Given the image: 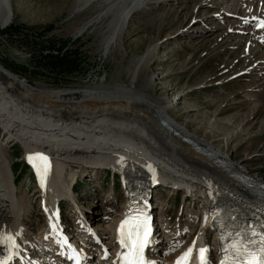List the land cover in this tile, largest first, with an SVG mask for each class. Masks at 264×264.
I'll return each mask as SVG.
<instances>
[{
	"label": "bare ground",
	"instance_id": "obj_1",
	"mask_svg": "<svg viewBox=\"0 0 264 264\" xmlns=\"http://www.w3.org/2000/svg\"><path fill=\"white\" fill-rule=\"evenodd\" d=\"M187 1H193L192 6H180L174 12L177 24L170 29L165 36L166 39L188 32H190L188 36H192L190 18L198 15L201 9H210L209 15L200 17L198 21L206 31L200 40L211 34L214 27L213 24L210 28L211 21L221 20V23L215 25L222 29L218 35L219 41L225 42L223 40L228 39L230 42L228 47L240 49L245 68L235 71L237 72L235 76L245 73L250 77L245 96H249L246 97L248 103L254 104L250 106L253 110L251 117L257 116L260 98L255 103L253 101L256 98L253 96L260 97L264 91V27L260 26L264 24V2ZM178 2L179 0H73L70 13L87 10L90 15L80 26L79 32L89 27L100 28L105 36L104 43L114 42L120 46L130 18L136 11L143 12L145 16L150 15L151 22L158 20L162 22L169 16L164 12L166 7ZM159 7L162 12L156 13L155 9L160 11ZM11 11V0H0V26L6 22ZM157 47L158 42L153 43L135 60L137 62L135 67L124 72L129 80L127 85H100L60 90L35 88L16 79L0 67V127L6 135L4 140L0 141V258L4 264L14 259L18 250H25L29 255L27 246L35 253L45 255L40 245L47 242L59 246L58 255L63 251V264H68V253L65 251L72 250V245L67 239L70 238L69 232H65L67 230L65 227L63 235L59 234L61 225L49 212L53 211L54 205L59 207L63 199L70 197L75 202V211L80 212L77 198L70 192L71 182L78 173L88 176L93 171L104 169H111L120 174L124 190L143 187L144 201L148 198L146 188L152 189L165 184L182 189L188 197L191 196L190 198H194L199 204L202 203L204 210L200 220L201 231L197 236L185 244L186 239H183L186 235L185 230L182 229L173 236L162 230L150 242L151 251L157 252V255L159 252L161 256L158 262L150 260L148 264H175L190 247L192 248L190 256L185 257L181 264H191L195 258V251L207 243V236L204 234H207L210 228L213 231L222 228L227 220L239 222L244 235L252 240H259L260 234L255 231L259 223L264 222V198L250 194L245 187L228 177L229 173L237 171L247 176L249 180L264 184V180L251 171L243 161L231 160L227 146L235 140L240 128L231 136L229 142L228 138L225 139L220 134L206 138L191 133L186 126L179 125L169 113L176 108L178 99L184 94H179L177 100H168L164 96H154L146 91L150 85L154 86V81L152 76L144 74L143 71L150 64L149 59ZM138 78L143 81L139 83V87H135L134 83ZM188 109L190 108H183L185 113ZM157 116L200 148L214 155V158L221 160L224 168L192 149L177 135L166 133L158 124ZM247 122L249 123V120ZM247 122L245 124H248ZM260 124L264 132V119ZM244 134L246 138L253 136L249 132ZM9 141L18 142L22 146L26 159L35 153L47 157V171L42 161H34L40 166L39 173L37 168L33 167V163H30L37 177L36 190L40 194V203L43 201L44 204V208H40L46 216V224L40 227L42 232L36 233L37 239L34 244L28 242L29 234L25 232L27 219L23 211H26L27 204L22 200V196H18L19 190L14 182L12 165L4 150ZM112 160L115 164H111ZM112 204L111 199L103 200L105 212L89 218L104 220L111 214L110 211L114 210ZM132 205V199L126 197L122 213ZM122 213L117 215V222L112 231H102L100 234L98 227L90 224V219L88 218V221L80 212L82 217L79 223L87 235L85 241H81V245L86 247L80 248L83 264H104L103 260L107 256L108 262L105 264H116L114 260V255L118 253L116 241L113 246V243L104 240V235L107 238L108 234L116 235ZM195 214L192 212L187 214L190 222L197 219ZM253 216L259 223H254ZM86 223L93 228V235ZM9 236L12 237L11 242L6 239ZM72 244L75 245L73 242ZM97 244L100 248L98 253L100 256L103 255L102 260L100 256L98 257L100 260L97 259L100 262L91 260L90 252L87 251L94 249ZM222 247L223 245L214 237L212 246H207L206 259L209 264L214 256L216 258L220 256ZM29 257L23 253L21 259L25 264H56L53 262L54 259H46L43 256L38 262L33 259L30 261Z\"/></svg>",
	"mask_w": 264,
	"mask_h": 264
},
{
	"label": "rangeland",
	"instance_id": "obj_2",
	"mask_svg": "<svg viewBox=\"0 0 264 264\" xmlns=\"http://www.w3.org/2000/svg\"><path fill=\"white\" fill-rule=\"evenodd\" d=\"M72 3L73 0H11V14L0 26V67L16 79L35 88L60 90L100 85H127L129 80L124 72L133 69L137 63L135 60L153 43L158 42L157 49L149 59L150 64L143 71L144 74L152 76L154 81V86L150 85L146 91L154 96H164L168 100H177L179 94H184L169 115L179 125L186 126L191 133L206 138L220 134L230 142L231 136L240 128L235 140L227 146L231 160L243 161L251 171L264 180V132L260 127L264 119V91L260 97L253 96L256 98L253 101L255 103L260 98V106L257 116L251 117L253 110L250 106L254 104L248 103L246 97L249 96H245L250 77L247 74L231 76H235L245 66L240 49L228 47L230 43L228 39H224L225 42L219 41L218 35L222 29L215 25L221 23V20L211 21L210 28L214 24L211 34L204 37L203 42L200 40L206 31L198 21L200 17L208 16L210 9H201L198 15L190 18L192 36H188L190 34L188 32L167 39L165 36L177 24L174 12L180 6H192L193 1L179 0L178 3L166 7L164 12L169 16L162 22L160 20L151 22L150 15L145 16L143 12L136 11L130 18L128 29L119 46L114 42L104 43L105 36L100 28L89 27L79 32L80 26L90 14L87 10L71 14ZM159 8L160 11L155 9L156 13L162 12L161 7ZM53 57L74 60L76 66L68 67L66 64L62 66L57 60L53 61ZM49 65H54L55 68ZM58 67L66 69L65 74ZM142 81L143 79L138 78L134 83L135 87H139ZM184 107L190 108L187 113L184 112ZM246 132L253 136L246 138L244 134ZM5 137L0 127V141ZM4 150L12 165L13 176H17L15 182L19 190L18 196H22V200L27 204L26 211H23L27 219L25 232L33 233L28 240L34 244L37 239L36 233L42 232L40 227L46 224V216L44 217V212L38 206L41 199L36 190L38 181L36 182L33 168L18 142H7ZM111 164H115L114 160ZM106 173L107 169L93 171L88 176L78 173L74 193L80 212L88 221L90 219V224L98 227L99 233L112 231L117 222V215L122 213L126 200L120 175L114 173L111 180L110 174L105 176ZM170 187L175 186L158 185L151 191L152 206L157 207H153L154 212H157L156 227L159 233L165 230L171 236L177 235L182 229L185 230L186 235L183 239H186V244L199 230L200 215L204 208L202 203L199 204L197 200L190 198L191 196L184 200L186 193L180 188L174 190ZM22 193H26L25 197ZM179 194L180 198L177 200L175 196ZM107 199H111L113 203L111 206L114 210L110 211L111 214L102 221L89 218L105 212L102 201ZM62 205L65 207L64 224L69 226L66 229L80 239L83 235L79 234H83L84 231L80 227L81 224H78L82 215L75 211L76 207L68 201L62 202ZM187 212L196 213L197 220L190 222ZM73 225L78 226V229ZM208 239L210 243L213 242L212 236ZM104 240L113 243L114 246L113 234H108V238L104 235ZM98 246L97 244L94 247V258L91 260L103 259ZM152 255L153 258L161 256L159 252L157 256ZM28 256L32 261L31 255ZM99 256L100 259L97 260ZM105 258L104 264L108 262L106 261L108 256Z\"/></svg>",
	"mask_w": 264,
	"mask_h": 264
},
{
	"label": "snow or ice",
	"instance_id": "obj_3",
	"mask_svg": "<svg viewBox=\"0 0 264 264\" xmlns=\"http://www.w3.org/2000/svg\"><path fill=\"white\" fill-rule=\"evenodd\" d=\"M264 27V24L260 25ZM30 163H33V167L37 168L39 173V165L34 161H42L44 162L45 171H47V157L41 153L30 154L27 157ZM137 223L132 226L127 235L120 239V244L122 247L128 249V252L123 256V264H146L143 259V250L144 247L149 243L148 235L149 229L146 224V219L141 220L140 217H137ZM127 223V221L125 222ZM123 229V225L121 226ZM255 235V233H253ZM7 241L11 242L12 237L9 236L6 238ZM257 247L252 248L251 250L247 245H257ZM233 251L236 253L238 259L236 260H224L221 264H240V259L248 258L247 264H264V235L259 237V241L248 240L247 242L237 241L233 246ZM192 252V248L190 247L185 253L182 254L180 258L175 262V264H181V261L184 260L185 257H189ZM207 249L201 248L199 249V260L201 264H204L205 261V253ZM3 264V262H0Z\"/></svg>",
	"mask_w": 264,
	"mask_h": 264
},
{
	"label": "water",
	"instance_id": "obj_4",
	"mask_svg": "<svg viewBox=\"0 0 264 264\" xmlns=\"http://www.w3.org/2000/svg\"><path fill=\"white\" fill-rule=\"evenodd\" d=\"M156 118L158 119V122L162 125L161 127L165 130L166 133H170V134L173 133L177 135V137L180 138L182 141L186 140L184 135H182L175 128L170 126L165 120H163V118L158 117V116ZM191 144L194 145V143H191Z\"/></svg>",
	"mask_w": 264,
	"mask_h": 264
},
{
	"label": "trees",
	"instance_id": "obj_5",
	"mask_svg": "<svg viewBox=\"0 0 264 264\" xmlns=\"http://www.w3.org/2000/svg\"><path fill=\"white\" fill-rule=\"evenodd\" d=\"M52 59H53V61H54V60H57V63L61 64L62 66H63L64 64H66L68 67H75V66H76L74 60H72V61H68V60H65V58L62 59V58H59V57H53ZM49 66H51V65H49ZM51 67H53V69L55 68L54 65H52ZM68 67H65V68H68ZM58 68H59V70H60L62 73H64L65 70H66V69H63V67H58ZM67 71H69V70H67ZM62 73H61V74H62ZM64 74H65V73H64Z\"/></svg>",
	"mask_w": 264,
	"mask_h": 264
}]
</instances>
